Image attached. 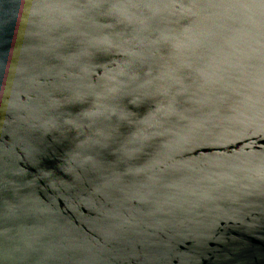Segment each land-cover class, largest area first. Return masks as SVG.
Returning a JSON list of instances; mask_svg holds the SVG:
<instances>
[{"label":"water","instance_id":"1","mask_svg":"<svg viewBox=\"0 0 264 264\" xmlns=\"http://www.w3.org/2000/svg\"><path fill=\"white\" fill-rule=\"evenodd\" d=\"M0 264H264V0H0Z\"/></svg>","mask_w":264,"mask_h":264}]
</instances>
